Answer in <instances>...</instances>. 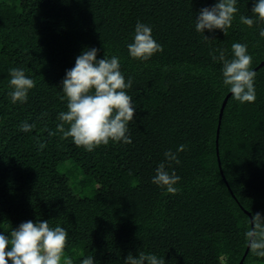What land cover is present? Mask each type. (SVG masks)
I'll return each instance as SVG.
<instances>
[{"label": "trees", "instance_id": "obj_1", "mask_svg": "<svg viewBox=\"0 0 264 264\" xmlns=\"http://www.w3.org/2000/svg\"><path fill=\"white\" fill-rule=\"evenodd\" d=\"M215 2L0 0V231L28 220L59 224L69 231L64 255L73 264L89 255L96 264H123L130 252L165 264H264L250 249L245 255L244 239L249 215L264 213V21L240 23L254 0H239L227 35L206 31L213 39L206 42L195 18ZM138 20L164 48L144 62L127 51ZM235 42L247 43L253 57L257 99L241 104L231 95L217 139L230 93L211 53L222 49L231 59ZM91 47L98 58L120 57L137 108L133 143L89 152L63 136L57 115L67 111L66 70ZM13 67L36 81L26 104L8 95ZM24 121L36 125L32 132L19 130ZM180 145L187 147L177 153L180 164L171 163L182 177L173 195L151 177Z\"/></svg>", "mask_w": 264, "mask_h": 264}, {"label": "clouds", "instance_id": "obj_2", "mask_svg": "<svg viewBox=\"0 0 264 264\" xmlns=\"http://www.w3.org/2000/svg\"><path fill=\"white\" fill-rule=\"evenodd\" d=\"M238 2L216 0L212 6L201 8L195 18V31L202 34L206 42L213 40L205 35L206 31L220 30L226 36L239 12ZM251 13V16H239L240 23L249 28L264 21V0H254ZM259 36L264 39V28L259 29ZM163 50V45L153 35L152 26L138 20L132 42L127 44L128 56L144 62ZM231 50V59L226 58L222 49L211 53L212 60L222 65V84L234 100L241 104L254 103L257 99V72L252 67L253 57L248 45L235 42ZM99 52L96 47L85 48L75 58L74 66L66 70L60 85L61 92L67 97V111L58 113L57 119L61 123L57 127L65 138L71 137L76 146L89 152L110 142L133 143L129 124L135 120L137 108L133 97L128 94L133 80L122 73L120 57L104 54L103 58H98ZM9 75L11 103L26 104L36 81L23 68L13 67ZM35 127V124L24 121L19 130L30 133ZM45 147L46 143L39 142L40 150ZM186 147L180 145L175 153L171 150L164 153L165 160L156 167L152 184L173 195L180 191L177 184L182 177L171 168V163L180 164L177 153ZM250 224L251 227L244 232L245 243L253 256L264 259V213L253 214ZM5 233L0 231V264H73L72 257L64 255L71 239L69 231L59 224L51 226L49 220H28L11 229L10 234ZM80 264H96V260L89 255L82 258ZM123 264H165V260L154 253L133 255L130 252Z\"/></svg>", "mask_w": 264, "mask_h": 264}, {"label": "water", "instance_id": "obj_3", "mask_svg": "<svg viewBox=\"0 0 264 264\" xmlns=\"http://www.w3.org/2000/svg\"><path fill=\"white\" fill-rule=\"evenodd\" d=\"M263 66H264V62L261 63V64L259 65V67H263ZM230 96H231V94H228L227 97L225 98L223 104H222V108H221L220 115H219L218 128H217V139H218V135H219V130H220V124H221V119H222V115H223V110H224V107H225V105H226V103H227V101H228V99H229ZM217 152H218V151H217ZM219 166H220V163H219ZM248 215H249V214H248ZM249 217L251 218L250 215H249ZM248 250H249V248H248V246H247V250H246L245 255L247 254ZM245 255H244V256H245ZM243 259H244V258H243ZM241 263H242V261H241ZM241 263H240V264H241Z\"/></svg>", "mask_w": 264, "mask_h": 264}]
</instances>
